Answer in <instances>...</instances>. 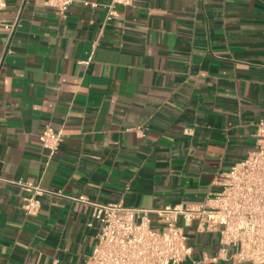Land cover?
Instances as JSON below:
<instances>
[{
    "label": "crops",
    "instance_id": "1",
    "mask_svg": "<svg viewBox=\"0 0 264 264\" xmlns=\"http://www.w3.org/2000/svg\"><path fill=\"white\" fill-rule=\"evenodd\" d=\"M45 1L0 12V264H85L100 231L68 196L26 214L17 181L146 209L201 203L264 121V0H136L111 18L110 0ZM47 126L63 134L54 152ZM186 232L182 264H252L222 253L218 232Z\"/></svg>",
    "mask_w": 264,
    "mask_h": 264
},
{
    "label": "built area",
    "instance_id": "2",
    "mask_svg": "<svg viewBox=\"0 0 264 264\" xmlns=\"http://www.w3.org/2000/svg\"><path fill=\"white\" fill-rule=\"evenodd\" d=\"M74 0H46L64 13ZM136 0H110L108 18L119 15L118 5L132 6ZM92 7L98 3L86 1ZM8 0H0V12ZM256 145L241 160L221 172L201 203H174L146 209L126 206L122 201L99 202L86 195L69 196L62 190L43 187L22 180L16 183L31 195L25 198L28 215L38 213L42 196H68L89 204L92 218L100 221V231L85 264H182L191 253L187 227L197 232H218L221 252L234 263L264 264V121L257 124ZM39 139L44 148L54 152L63 139L60 131L47 126ZM151 213L160 226L152 224ZM91 224V223H89ZM221 255V253L219 254ZM217 260L218 257L213 258ZM201 264L202 262H197Z\"/></svg>",
    "mask_w": 264,
    "mask_h": 264
}]
</instances>
